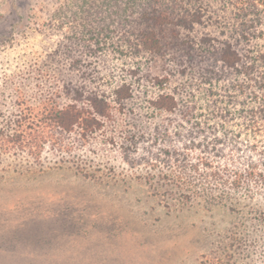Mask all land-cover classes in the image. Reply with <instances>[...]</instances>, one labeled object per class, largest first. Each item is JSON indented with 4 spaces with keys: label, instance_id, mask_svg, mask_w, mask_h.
Here are the masks:
<instances>
[{
    "label": "trees",
    "instance_id": "1",
    "mask_svg": "<svg viewBox=\"0 0 264 264\" xmlns=\"http://www.w3.org/2000/svg\"><path fill=\"white\" fill-rule=\"evenodd\" d=\"M37 25L56 45L0 108V170L246 201L216 264H264V0H57Z\"/></svg>",
    "mask_w": 264,
    "mask_h": 264
},
{
    "label": "rangeland",
    "instance_id": "2",
    "mask_svg": "<svg viewBox=\"0 0 264 264\" xmlns=\"http://www.w3.org/2000/svg\"><path fill=\"white\" fill-rule=\"evenodd\" d=\"M57 0H0V108L36 93L34 66L56 45L39 27ZM262 202V201H261ZM264 203V201H263ZM177 205L135 181L86 179L72 168L0 170V264H216L255 215L246 201ZM259 213V212H258Z\"/></svg>",
    "mask_w": 264,
    "mask_h": 264
}]
</instances>
